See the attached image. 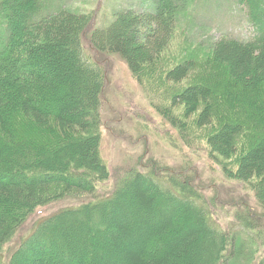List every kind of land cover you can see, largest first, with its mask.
<instances>
[{
    "label": "trees",
    "instance_id": "obj_1",
    "mask_svg": "<svg viewBox=\"0 0 264 264\" xmlns=\"http://www.w3.org/2000/svg\"><path fill=\"white\" fill-rule=\"evenodd\" d=\"M142 1L147 9H120L103 30H90L95 49L90 54H117L140 82L157 73L154 79L171 103H162L160 111L184 107L182 120L165 115L182 138L198 130L211 151L225 159L234 156L238 177L261 178L264 199V0H237L246 6L247 20L256 31L252 39L185 40L167 56L178 13L189 9L192 0ZM45 2L0 0L3 241L24 214L3 212L2 207H32L51 186L89 192L87 180L92 184L101 179L94 173L108 177L98 150L104 76L98 60L86 57L82 42L91 18H81L65 5L53 11ZM135 176L130 185L117 186L104 198L105 204L101 199L91 203V208H114L105 226L110 245L101 249L103 256L92 257L93 230L86 234L89 253L82 238L78 243L76 236L86 230L78 229L85 228L73 222V216L87 215L68 207L47 216L41 229L24 239L11 264H219L228 239L229 256L221 264H244L250 246L243 252L240 237L229 238L208 213L210 228L199 213L194 186L181 184L175 192L161 189L140 172ZM126 193L133 216L122 212ZM180 207L182 217L193 218V223L197 216L196 227L188 220L173 222Z\"/></svg>",
    "mask_w": 264,
    "mask_h": 264
},
{
    "label": "rangeland",
    "instance_id": "obj_2",
    "mask_svg": "<svg viewBox=\"0 0 264 264\" xmlns=\"http://www.w3.org/2000/svg\"><path fill=\"white\" fill-rule=\"evenodd\" d=\"M185 1L180 2L182 7ZM45 3L53 11L65 5L81 18L83 15L90 16V27L84 33L85 39L82 41L87 58H94L90 54L95 50L90 41L91 29L97 32L103 30L120 9H147V4L142 0H46ZM246 10V6L239 4L237 0H192L189 9L185 7L178 13V22L166 56L179 48L185 40L202 41L222 37L252 39L256 31L247 20ZM1 22L0 17V28L3 26ZM1 37L0 42L3 39ZM101 55H94L104 76L100 93L99 113L102 124L98 150L108 177L104 178L103 172L94 173L101 179L92 184L87 180L91 189L89 192L51 186V190L43 198L37 199L32 207H2L3 212H21L24 217L18 227L14 226L15 230L9 229L12 231L8 239L0 240V264H11L12 259L14 262L15 254L24 239L41 229L40 223L47 216L53 217L68 207L80 208L87 215L85 217L80 213L73 216V222L85 228L78 229L86 230L76 236L78 243L82 238L83 245L87 248L86 253H89L85 240H90L87 235L90 234L89 230H93L92 248L95 252L92 257L103 256L104 252L100 255L101 249L110 245L105 226L114 208L112 205L108 208H91V203L101 199V205L105 204L104 201L108 199L104 198L115 192L117 186L120 188L134 182L136 172L142 173L164 190L166 187L178 192L181 184L194 186L193 194L200 208L199 213L201 211L206 220L210 213L215 225L223 227L229 238L238 235L243 252L250 246L251 251L244 253V264H258L260 259H264V199L259 189L261 178L243 180L238 177L233 165L234 156L225 159L211 151L200 131L193 130L185 136L186 139L182 138V133L165 115L182 120L184 107L178 104L169 111H160L162 103H171L164 94L163 87L159 86V80L154 79L158 78L157 73L140 82L117 54L104 52ZM190 117L187 120L191 123ZM59 158H62V154ZM223 164L228 166L224 168ZM170 181L176 186H168ZM130 199V195L126 193L122 212L133 216ZM181 207L176 213L178 219L175 218L173 222L179 220L184 223V220H188L191 225H197V216V219L194 218L195 223L193 218L182 217ZM206 223L214 228L211 221L207 220ZM67 226L72 228L70 224ZM173 231L177 232L175 229ZM198 241L195 244L202 242ZM222 254L219 264L229 256V239Z\"/></svg>",
    "mask_w": 264,
    "mask_h": 264
}]
</instances>
